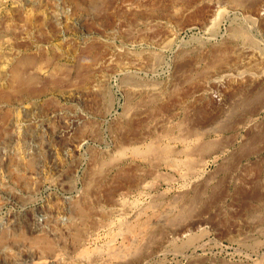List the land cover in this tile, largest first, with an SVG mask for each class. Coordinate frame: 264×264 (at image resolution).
Masks as SVG:
<instances>
[{"label": "rangeland", "instance_id": "374dc122", "mask_svg": "<svg viewBox=\"0 0 264 264\" xmlns=\"http://www.w3.org/2000/svg\"><path fill=\"white\" fill-rule=\"evenodd\" d=\"M220 1L0 0V140L47 169L32 207L0 211L25 226L0 247L17 238L92 264H264V76L215 79L236 43L264 52L263 0ZM197 177L209 181L194 189ZM41 219L54 235L31 228Z\"/></svg>", "mask_w": 264, "mask_h": 264}, {"label": "built area", "instance_id": "2783aa9c", "mask_svg": "<svg viewBox=\"0 0 264 264\" xmlns=\"http://www.w3.org/2000/svg\"><path fill=\"white\" fill-rule=\"evenodd\" d=\"M18 142V139H15V143L7 142L5 138L0 140V211L9 202H16L20 208L32 207L38 179L43 177L44 171L47 170L46 165L44 167L41 165V158H35L27 153L25 154L30 157L29 161L33 160V165L32 167L26 166L25 156L16 148ZM55 179L56 174L49 170L44 186L51 189ZM43 220H40L42 223H34L31 228L35 229L34 231H47L54 235L49 229L50 223H43ZM14 225V223H0V235L6 234L12 239L19 236L25 226L21 227V223L16 225L17 227ZM14 241L18 244L16 247L9 245L12 242L10 239L5 240L7 244L0 247V264H92L90 260L80 257L74 259L71 255L64 253H46L33 247H27L23 240L17 238Z\"/></svg>", "mask_w": 264, "mask_h": 264}, {"label": "bare ground", "instance_id": "6f19581e", "mask_svg": "<svg viewBox=\"0 0 264 264\" xmlns=\"http://www.w3.org/2000/svg\"><path fill=\"white\" fill-rule=\"evenodd\" d=\"M28 3H30L31 5H34V4H37L38 2H39V0H26ZM229 1V0H228ZM240 1V0H239ZM225 2H227V1H224V3ZM229 3H230V1H229ZM232 3V2H231ZM237 3H239L240 4V2H237ZM126 4V7H129L130 9L131 8H133L135 5V3H133V1H129V2H127V3H125ZM239 4H236L235 2H234V4H231V9H236V8H239ZM35 6V5H34ZM214 6L216 7V8H220V6L221 7H223L222 6V4H221V1L220 0H214ZM260 7H261V10H262V14L264 15V0L261 2V4H260ZM129 8H127V9H129ZM224 8V7H223ZM241 8V7H240ZM243 8V7H242ZM218 11V10H217ZM221 11H222V9H221ZM217 13V12H216ZM219 15V14H218ZM55 17H58L57 15L55 16ZM216 17H217V15H216ZM158 18V17H157ZM156 19V18H155ZM151 20H153V19H151ZM210 20V19H209ZM213 21V20H212ZM251 21H252V23H253V20L251 19ZM145 23V22H144ZM152 23V22H151ZM158 23V22H157ZM214 21L212 22V23H210V24H207L206 25V27L210 30V32L211 33H214L215 32V26H214ZM121 24V23H120ZM149 24V23H148ZM206 24V23H205ZM116 25V24H115ZM173 26V25H172ZM170 27V26H169ZM116 28V27H115ZM260 28V27H259ZM118 30V29H117ZM120 30V29H119ZM122 30V29H121ZM170 30V29H169ZM168 30V31H169ZM172 30V29H171ZM89 31V30H88ZM263 32V31H262ZM97 33V32H96ZM105 33V32H104ZM171 34H172V32H170ZM88 36H92L93 34H95V32L94 31H89L88 33H86ZM120 34V33H119ZM113 35V34H112ZM116 35V34H115ZM108 36V35H107ZM138 36H140V35H138ZM167 36V35H166ZM136 37V36H135ZM141 37H143V36H140V39H141ZM163 39V38H162ZM161 39V40H162ZM160 40V41H161ZM167 40V39H166ZM255 40V39H254ZM133 41V40H132ZM134 42V41H133ZM163 42L165 43L164 45L165 46H168L169 45V42H165L164 40H163ZM162 42V43H163ZM135 43V42H134ZM160 44V43H159ZM158 46V45H157ZM161 47H158V49H160ZM164 49H166V48H164ZM234 49H235V51L238 53V55H239V57H237L238 58V60H237V62L235 63V64H233L231 67H228V68H226L225 70H223V73L219 76V77H217L216 76V80H217V83H218V85L220 86V85H222L224 82H227V81H229V80H237V81H239V80H246V81H248V82H254V81H258V79H260V78H262L263 76H264V52L256 45V44H254V43H252V42H250V43H236L235 44V47H234ZM120 50V49H119ZM160 50H163V49H160ZM112 52V51H111ZM117 52V51H116ZM162 52V51H161ZM113 53V52H112ZM158 53V52H157ZM117 54V53H116ZM115 55V54H114ZM118 55V54H117ZM152 55V54H151ZM111 57H112V54L110 55ZM110 56H108L109 58H108V62H111V59H110ZM153 56V55H152ZM154 56H155V54H154ZM153 56V57H154ZM236 56V55H235ZM105 56H103V58H104ZM121 57H122V55H121ZM156 57V56H155ZM160 57V56H159ZM115 58V57H114ZM113 59V58H112ZM150 59V58H149ZM159 59V58H158ZM101 60H102V58H101ZM126 60V59H125ZM134 60V59H133ZM151 61H152V59H150ZM154 60V59H153ZM102 62V61H101ZM104 62H106V60H104ZM103 63V62H102ZM95 64V63H94ZM154 64V63H153ZM99 65H101V64H99ZM116 65V64H115ZM228 65V64H227ZM254 66H256V68H253ZM122 67V66H121ZM110 68V67H109ZM148 68H149V66H148ZM224 68V67H223ZM126 69V68H125ZM215 69V68H214ZM96 70V69H95ZM110 70H111V68H110ZM213 71V70H212ZM96 73V72H95ZM130 73V72H129ZM209 73V72H208ZM207 73V74H208ZM220 73V72H219ZM18 73H14L13 74V77H14V79H17L19 76L17 75ZM101 74V73H100ZM214 75V74H213ZM212 76V75H211ZM99 80V79H98ZM96 83V82H95ZM212 83V82H211ZM210 83V84H211ZM142 85V84H141ZM141 85H138V86H140L141 87ZM214 85V84H213ZM135 86V85H134ZM224 86V85H223ZM257 86V85H256ZM136 87V86H135ZM142 88V89H141ZM140 89L141 90H143V91H145V92H147V93H154V94H159L160 92H161V86H157V85H142V87H141ZM204 88V87H203ZM218 89H220L221 87H217ZM134 89V88H133ZM78 90V89H77ZM139 90V89H138ZM137 89H136V91H138ZM202 90V89H201ZM217 90V89H216ZM221 91V90H220ZM139 93V92H138ZM142 93V92H141ZM197 93V92H196ZM74 94V93H73ZM221 95V94H220ZM219 95V96H220ZM218 97V96H217ZM33 99V98H32ZM224 99V98H223ZM220 102V101H219ZM2 105V104H1ZM4 105V104H3ZM79 115V114H78ZM75 118V117H74ZM76 118H77V116H76ZM78 120H80V119H78ZM159 121V120H158ZM157 121V122H158ZM169 120H167L166 118H163V119H160V123H162V124H167V122H168ZM159 123V124H160ZM162 124H160V125H162ZM157 125H158V123H157ZM163 126H165V125H163ZM174 126V125H173ZM157 129H158V127H157ZM63 131V130H62ZM65 131V130H64ZM160 131V130H159ZM170 130H168V132H169ZM62 132L61 131H59V133L58 134H61ZM186 134V133H185ZM185 136V135H184ZM145 137V136H144ZM154 137V136H153ZM180 138V137H179ZM169 139V138H168ZM78 142L77 143H75V144H80V146L81 145H83V144H85L87 141H88V139L87 138H85V137H82L81 139H78L77 140ZM136 141V140H135ZM188 141V140H187ZM208 141V140H207ZM215 141V140H214ZM74 142H76V141H74ZM204 142V141H203ZM200 143V142H199ZM202 143V142H201ZM207 144H208V142H207ZM200 145H202V144H200ZM209 146V145H208ZM126 147V146H125ZM184 149V148H183ZM215 149V148H214ZM221 149V148H220ZM174 150V149H173ZM182 150V149H181ZM186 152H188V151H186ZM190 152V151H189ZM201 152V151H200ZM209 153V152H208ZM148 154V153H147ZM155 155V154H154ZM159 155V154H158ZM156 156V155H155ZM119 157V156H118ZM156 157H158V156H156ZM161 157V156H160ZM204 156H201V158H200V160L201 161H203V158ZM207 158V157H206ZM198 161V160H197ZM157 163H159V162H157ZM105 164V163H104ZM104 164H102L101 163V165H104ZM187 165H190V164H187ZM191 166V165H190ZM192 169V168H191ZM199 169V168H198ZM153 170V169H152ZM155 171V170H154ZM144 172V171H143ZM148 172V171H147ZM151 173V172H150ZM143 174V173H142ZM169 174V173H168ZM194 174H196V173H194ZM160 175V174H159ZM161 176V175H160ZM168 176V175H167ZM172 177V176H171ZM170 177V178H171ZM174 178V177H173ZM177 178V177H176ZM144 179H146L147 180V178H144ZM163 179V178H162ZM207 179V178H206ZM205 178H204V180L202 179V178H199V177H197L196 178V184H195V187H193L194 189H196V187H199L200 185H202V184H204L205 183V180H206ZM146 180H143L142 181V183H145V181ZM208 181H209V179H207ZM149 181V180H148ZM157 181H159V180H157ZM178 182V181H177ZM147 183V182H146ZM217 184V183H216ZM194 186V185H193ZM218 187V186H217ZM204 190H206V189H204ZM218 190V189H217ZM202 191V190H201ZM200 191V192H201ZM213 191V190H212ZM188 192V191H187ZM128 193V192H127ZM126 193V194H127ZM130 193V192H129ZM199 193V192H198ZM180 194V193H179ZM183 196H185V195H187V193L186 192H183V193H181ZM159 196H161V195H159ZM188 196V195H187ZM194 197H195V195L193 196V197H190L189 199V201H194L195 199H194ZM196 198V197H195ZM136 201V200H135ZM134 201V202H135ZM157 203V202H156ZM184 204V203H183ZM187 211H189V210H187ZM190 211H192V210H190ZM134 213V212H133ZM125 214V213H124ZM185 216H187V213H186V215ZM184 216V218H186ZM191 216V215H190ZM180 217V216H179ZM179 217H178V219H179ZM42 218L44 219V221L45 220H47V219H49V216H48V214L46 213V214H42ZM183 218V219H184ZM178 219H175L177 222H179L178 221ZM181 219V218H180ZM186 220V219H185ZM181 221V220H180ZM195 221H197V220H195ZM202 221V220H201ZM201 221H199V222H201ZM166 222V221H165ZM169 222V221H168ZM182 222V221H181ZM187 222V221H186ZM62 223V222H61ZM180 223V222H179ZM64 224V223H63ZM167 224V223H166ZM181 224V223H180ZM183 224V223H182ZM189 223H187V225H188ZM57 225V224H56ZM185 224H183V225H179L180 226V228H178V231L179 232H181V231H184L186 228H187V226L185 225ZM189 226V225H188ZM191 226V225H190ZM63 227V226H62ZM171 227H173L174 228V225H172ZM172 228V229H173ZM98 230V229H97ZM120 230V229H119ZM187 230V229H186ZM168 231H170V230H168ZM172 231V230H171ZM155 234V233H154ZM170 235V234H169ZM150 237V236H149ZM153 238V237H152ZM162 240V239H161ZM141 247V246H140ZM146 251V250H145ZM124 255V254H123ZM138 255V254H137ZM136 257H138V256H136ZM135 257V258H136ZM95 259V258H94ZM128 259V258H127ZM141 260V259H140ZM91 261V260H90ZM109 263V262H108Z\"/></svg>", "mask_w": 264, "mask_h": 264}]
</instances>
